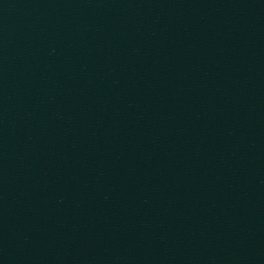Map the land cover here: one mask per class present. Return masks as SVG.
Masks as SVG:
<instances>
[{"label": "water", "instance_id": "95a60500", "mask_svg": "<svg viewBox=\"0 0 264 264\" xmlns=\"http://www.w3.org/2000/svg\"><path fill=\"white\" fill-rule=\"evenodd\" d=\"M0 264H264V0H0Z\"/></svg>", "mask_w": 264, "mask_h": 264}]
</instances>
